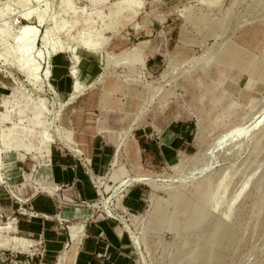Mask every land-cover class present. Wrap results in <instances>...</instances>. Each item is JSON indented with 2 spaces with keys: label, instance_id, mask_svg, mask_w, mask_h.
Returning a JSON list of instances; mask_svg holds the SVG:
<instances>
[{
  "label": "rangeland",
  "instance_id": "obj_1",
  "mask_svg": "<svg viewBox=\"0 0 264 264\" xmlns=\"http://www.w3.org/2000/svg\"><path fill=\"white\" fill-rule=\"evenodd\" d=\"M59 53L65 96L49 80ZM83 137L107 148L99 179L114 147L121 181L80 207L121 223L133 264H264V0H0V264L53 262L16 220L41 165L80 156ZM133 187L144 206L127 213ZM63 220L65 238L87 222Z\"/></svg>",
  "mask_w": 264,
  "mask_h": 264
},
{
  "label": "crops",
  "instance_id": "obj_2",
  "mask_svg": "<svg viewBox=\"0 0 264 264\" xmlns=\"http://www.w3.org/2000/svg\"><path fill=\"white\" fill-rule=\"evenodd\" d=\"M69 63V59L61 53L51 56L49 60V80L56 94L65 96L72 92V78L67 70ZM100 129L102 128H98L95 132L99 137L102 135V133L98 134ZM180 140L181 137L176 133L173 139L161 144L157 153L159 158L162 161L171 160L183 144ZM74 142L81 151L80 156L62 147L65 151L54 149L50 158L41 165L36 182L38 186L36 189L39 191L35 192L28 201L25 199L28 215L17 217L16 230L23 235H30L43 241L44 262L54 258L51 264H133L128 239L123 234L124 228L116 227L114 225L116 220L110 219L101 209L98 211L107 219L92 220V210H97L94 208L90 209L88 215L89 206L99 203L101 197L108 192L110 186H106L105 183L114 184L117 180L121 181L117 175L115 180L111 178L116 171L111 166L114 147L109 143L113 151L108 163V172L104 178L99 179L97 177L102 175L104 160L107 157L105 145L100 142L95 143L91 151L89 137ZM44 153L47 158L49 146L44 147ZM134 154L137 157L136 150L131 145V150L129 148L123 151L122 164L133 162ZM180 154L181 152L176 156L175 162L168 166L169 168L176 163ZM97 180L100 182L99 186L95 183ZM143 195L141 188H128L120 198V208L127 213H138L144 206ZM82 204H88V209H81ZM77 218L86 219L87 222L79 228H71L69 234L66 232L65 238L60 231L59 222L67 223L63 219ZM116 222L121 224L119 221Z\"/></svg>",
  "mask_w": 264,
  "mask_h": 264
},
{
  "label": "bare ground",
  "instance_id": "obj_3",
  "mask_svg": "<svg viewBox=\"0 0 264 264\" xmlns=\"http://www.w3.org/2000/svg\"><path fill=\"white\" fill-rule=\"evenodd\" d=\"M179 162L181 163V160H179L177 164H179ZM121 184H122V185H120V186H121V187H122V186L124 187L125 185H127V182H126V183L124 182V183H121ZM120 186H119V187H120ZM176 186H177V185H176ZM117 189H119V188L117 187ZM113 192H114V191H113ZM117 192H118V191H117ZM117 192H116V193H117ZM153 201H154V200H153ZM151 202H152V200H151ZM149 204H150V203H149ZM81 228H82V227H81Z\"/></svg>",
  "mask_w": 264,
  "mask_h": 264
},
{
  "label": "built area",
  "instance_id": "obj_4",
  "mask_svg": "<svg viewBox=\"0 0 264 264\" xmlns=\"http://www.w3.org/2000/svg\"><path fill=\"white\" fill-rule=\"evenodd\" d=\"M88 165V164H87ZM31 216H36L35 214H30Z\"/></svg>",
  "mask_w": 264,
  "mask_h": 264
},
{
  "label": "trees",
  "instance_id": "obj_5",
  "mask_svg": "<svg viewBox=\"0 0 264 264\" xmlns=\"http://www.w3.org/2000/svg\"><path fill=\"white\" fill-rule=\"evenodd\" d=\"M186 138V137H185Z\"/></svg>",
  "mask_w": 264,
  "mask_h": 264
}]
</instances>
